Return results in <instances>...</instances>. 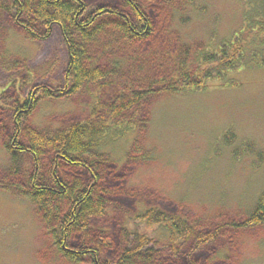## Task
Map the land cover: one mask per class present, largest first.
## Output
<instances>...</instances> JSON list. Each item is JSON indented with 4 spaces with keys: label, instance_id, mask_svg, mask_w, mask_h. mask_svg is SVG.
<instances>
[{
    "label": "trees",
    "instance_id": "1",
    "mask_svg": "<svg viewBox=\"0 0 264 264\" xmlns=\"http://www.w3.org/2000/svg\"><path fill=\"white\" fill-rule=\"evenodd\" d=\"M197 1L180 0L176 13L195 8ZM241 1L242 22L230 38L197 47L180 43L161 72L142 73L134 66L145 65L147 55L136 53L135 46L155 32L153 0H0V10L28 40H48L59 28L68 53L62 87L40 85L13 103V130L4 143L8 177L16 180L7 187L34 205L61 257L88 264H209L219 253L215 241L223 229L197 230L184 214L159 206L138 210L132 219L159 229L166 243L160 234L127 228L124 245L114 250L94 221L106 215L116 190L111 183L116 160L107 146L148 128L156 96L202 90L215 81L233 84L243 67L264 64V0ZM83 92L90 96L85 118L50 130L28 124L40 96ZM224 137L227 146L236 139L232 129ZM243 146L253 151L251 144ZM132 147L134 155L142 152ZM243 218L241 227L264 226V190Z\"/></svg>",
    "mask_w": 264,
    "mask_h": 264
},
{
    "label": "rangeland",
    "instance_id": "2",
    "mask_svg": "<svg viewBox=\"0 0 264 264\" xmlns=\"http://www.w3.org/2000/svg\"><path fill=\"white\" fill-rule=\"evenodd\" d=\"M153 2L154 15L149 14L155 32L135 46L136 53L147 55L145 65L134 66L142 73L161 72L180 43L197 47L230 38L245 8L241 0H198L195 8L176 13L180 0ZM67 65L59 28L48 40L30 41L0 10V264H88L61 257L34 205L7 187L16 181L9 180L4 146L13 130L11 107L40 85L62 87ZM233 77V84L215 81L202 90L156 96L148 128L107 146L116 160L111 176L116 190L106 215L94 223L114 250L124 245L127 228L167 239L159 229L132 219L136 211L155 205L184 214L197 230H224L215 241L220 251L209 264H264V226H240L264 190V64L245 66ZM89 101L87 92L70 98L40 96L28 124L50 130L81 120L88 116ZM228 129L235 132L231 146L224 137ZM131 147L142 152L134 155Z\"/></svg>",
    "mask_w": 264,
    "mask_h": 264
},
{
    "label": "flooded vegetation",
    "instance_id": "3",
    "mask_svg": "<svg viewBox=\"0 0 264 264\" xmlns=\"http://www.w3.org/2000/svg\"><path fill=\"white\" fill-rule=\"evenodd\" d=\"M218 253V252H217Z\"/></svg>",
    "mask_w": 264,
    "mask_h": 264
}]
</instances>
